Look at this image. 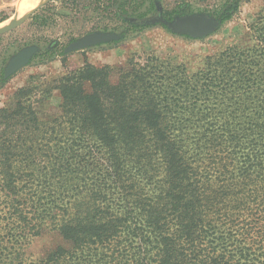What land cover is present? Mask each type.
<instances>
[{"label":"trees","instance_id":"trees-1","mask_svg":"<svg viewBox=\"0 0 264 264\" xmlns=\"http://www.w3.org/2000/svg\"><path fill=\"white\" fill-rule=\"evenodd\" d=\"M252 40L192 73L157 56L85 63L49 90L54 118L35 111L36 87L14 91L0 108V264H264V14ZM44 233L60 243L29 260Z\"/></svg>","mask_w":264,"mask_h":264},{"label":"rangeland","instance_id":"rangeland-1","mask_svg":"<svg viewBox=\"0 0 264 264\" xmlns=\"http://www.w3.org/2000/svg\"><path fill=\"white\" fill-rule=\"evenodd\" d=\"M236 0H45L43 7L17 29L0 36V108L13 107L12 94L24 85L36 87L37 101L33 107L39 116L59 115L60 97L49 91L60 77L79 69L83 64L123 66L130 59L138 63L147 56H157L172 64L185 65L188 73L200 70L202 58L232 47L252 46V25L264 14V0H238L232 17L203 39L176 36L162 25L133 29L116 14L126 13L135 19H147L158 12L174 20L181 5L189 14H218L225 2ZM18 14V0H0V27ZM92 32L124 34L118 43H107L83 51L64 54L71 42ZM36 46L38 52L29 64L7 80L3 71L10 58L21 49ZM60 243L44 233L26 249L29 260L42 257Z\"/></svg>","mask_w":264,"mask_h":264},{"label":"water","instance_id":"water-1","mask_svg":"<svg viewBox=\"0 0 264 264\" xmlns=\"http://www.w3.org/2000/svg\"><path fill=\"white\" fill-rule=\"evenodd\" d=\"M44 3L24 16H19L18 14L14 15L8 24L0 27V36L5 35L23 25L31 16H33L43 7ZM135 23L141 26L163 25L176 36H187L192 39L206 38L213 34L220 26L219 20L206 14H189L177 17L172 21H168L159 12L153 17L141 19ZM120 38L121 35L116 33H88L68 44L63 50V53L67 55L74 52L83 51L87 48L101 44L119 41ZM38 50L39 49L36 46H29L16 53L12 58L9 59L7 65L5 66L3 71V79H9L18 71L26 67L31 59L36 55Z\"/></svg>","mask_w":264,"mask_h":264},{"label":"bare ground","instance_id":"bare-ground-1","mask_svg":"<svg viewBox=\"0 0 264 264\" xmlns=\"http://www.w3.org/2000/svg\"><path fill=\"white\" fill-rule=\"evenodd\" d=\"M44 2L45 0H18L19 10L28 14Z\"/></svg>","mask_w":264,"mask_h":264}]
</instances>
